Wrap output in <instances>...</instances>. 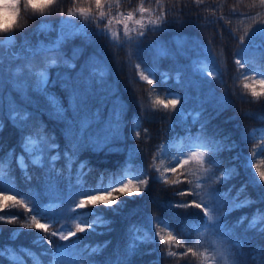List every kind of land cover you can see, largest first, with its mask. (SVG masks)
<instances>
[{
    "label": "trees",
    "instance_id": "16d2710c",
    "mask_svg": "<svg viewBox=\"0 0 264 264\" xmlns=\"http://www.w3.org/2000/svg\"><path fill=\"white\" fill-rule=\"evenodd\" d=\"M112 0H103L105 12H114L115 8L107 5ZM144 1V6L150 8L155 14L166 12L167 19L160 25L162 31H151L153 27L146 25L144 37H137V29H129L130 35L134 37L133 44H125L123 47L117 46L115 41H110L107 36L91 37V42H86L81 35L70 37L64 47L63 52L67 57H71L74 48L82 49L79 58L75 61L76 68L69 70L65 67L48 68L50 80H56V73L69 72L70 75H76L81 67L89 63L90 58L96 57L100 60V67L105 72L104 81L95 83L93 86L94 95L89 97L88 103L92 109L100 108L106 117L114 103L123 106L125 127L123 130V140L117 141L111 147L118 149L109 152L92 151L86 148L80 153L79 161H88L93 169L84 177L87 185L95 186L100 179V173L105 172L104 183L107 184L113 179L120 177L149 178L147 188L141 186L142 191L139 195L128 196L123 193H113L119 197L117 204L124 202L119 212L113 213L110 210L105 211L104 206L100 205L106 218L112 221L111 231H104L102 228L97 231H103L100 235L97 232L89 231L87 233H77L76 237L69 240H61L58 236L51 237L52 245L43 241L41 246L33 244L38 230L35 228H22L21 223H8L0 221V248L8 246L13 249H19L21 246L30 249L32 253L39 256L40 264H52L51 248L59 245H68L78 242L80 248L85 246L96 247L103 245L108 241L107 247H102L100 252L90 257L91 264H106L108 260H115L117 252L121 258L126 259L127 264H230L231 257L227 260L221 257H210L209 253L213 250V241L217 237L211 236L203 229L197 231L192 225H201L204 223L201 209L191 208H170V202H190L193 197L197 202H203L207 206L210 195L219 194V204L223 205L221 209L225 214L221 216V222L231 230L230 235L220 237L228 242L230 246L237 243L241 244L244 252L248 253L247 264H259L258 261L251 259L253 249L257 246H264V233L256 229H247L248 220L238 228L233 225L242 216H247L249 220L259 209L264 213V188L256 187L251 181L252 169H246L243 164L250 150L258 149L264 145V84L259 81L264 80V57L258 52L250 53L247 56H238L237 52L241 48V42L236 39L240 35L235 18L241 15L254 14L264 9V5L259 4V0H202V3L196 4L195 0H162V6L157 4V0H119L116 9L123 15L125 12H135L139 15V5ZM91 0H56L49 13L43 17L32 13L30 9H23L21 12V24L25 27L16 32L17 49L24 51L25 41H29L34 47L40 38L55 37L59 28H69L63 23V14L75 7L91 6L93 12L98 16L99 10L95 8ZM49 21L50 31H40V23ZM75 25L85 23L82 15L76 16ZM106 21L97 25L95 20L88 21L87 31L91 34L97 27L101 28ZM118 29V36L121 41L125 39L123 34V24H115ZM22 31V35L20 34ZM3 34H0L2 39ZM242 37V36H241ZM136 40H142L139 48L135 47ZM179 42V43H178ZM166 49L167 56H161L160 50ZM25 52V51H24ZM115 53V55H114ZM0 55L4 57L2 65V76L4 80L5 105H4V127L0 130V160H5L6 176H10L13 181L12 187L20 192L33 191V197L27 195L18 196V199H24L29 207H32L35 195L38 194L42 205H52L49 213L51 216L59 215L66 204L58 200L49 199L44 194L42 187V171L39 168H30L32 180H25V177L15 162L6 160L7 154L15 150L19 155L20 130L14 127L11 120L7 118V98L11 96L16 103L35 111L36 115L44 125L48 133H54L56 141L60 144L61 150L64 149L66 141L63 135L65 125L55 119H50L47 114V102L45 97L28 89V96L32 104H27L21 95L13 89L9 83V69H14L18 65H24L29 62L26 59H12L3 55L0 48ZM29 54L23 53L21 56L27 57ZM7 59V60H6ZM240 59L245 63L244 68H240L235 61ZM156 62L161 71H170L173 77L176 71H180L181 82L175 79H169L161 84L159 74L152 75L145 69V74H150L154 81L149 85L146 81L138 77V69L135 64L140 63L141 68H151L153 62ZM34 69L41 68L45 62V57H30ZM206 62L213 67L214 75L207 76L196 71L200 64ZM248 79L245 80L244 77ZM23 79L28 80L29 84L34 81V77L25 70ZM244 84H249L256 91L261 92L259 99L251 95V88L245 89ZM60 98L64 107H68V94L57 83L54 88H49ZM168 91L177 93L175 98H179L181 103L177 105L179 109L182 105L189 111L203 109L201 120L207 119V134L211 136L214 131L219 130L221 139L228 136V143L235 141L236 147L231 151L224 150L216 153V159L221 163L214 166L209 162L207 150L204 157V168L209 169L205 175L199 162L191 160L183 168H179L175 163V157L181 158V145L183 151L187 150L189 143L188 137H196L200 133V124L191 122L187 124L177 123V117L172 115V110L163 108H154L153 102L159 95L162 99L174 97L168 96ZM187 96V104H184V97ZM71 116V112L68 113ZM134 130L140 133L139 137H134ZM146 130V131H145ZM190 130V131H189ZM255 130L254 137L248 134ZM261 131L262 134H258ZM175 145V146H171ZM138 148V153L132 150ZM131 154V158L130 157ZM239 155V159H232ZM254 164L264 168V156H258ZM58 167H63V161L58 162ZM79 164H75L74 168ZM171 167H177V172L167 171ZM235 167L238 175L233 176L226 182H219L217 177L226 168ZM110 174H116L112 176ZM158 176H164L167 180L182 181L179 184L164 183L158 180ZM199 183L200 188L195 185ZM242 185H247L246 190L239 194L237 192ZM61 189L64 183L59 184ZM229 189L231 191L229 192ZM178 191H188L191 194L186 196H176ZM16 195L15 192L9 193ZM250 199L254 203L229 211V207ZM9 207L5 212L11 211L19 215V220L26 218L30 221V216L24 212L22 207H11V202H5ZM74 207V205H72ZM117 207V205H113ZM150 217L159 218L154 221ZM44 223H51L50 219L41 218ZM160 220L167 223H161ZM75 220H70L73 224L71 230H75ZM65 223L61 220L60 224H52L51 230H57ZM139 226L142 231L149 234L147 242H141L136 251L131 255L125 254L127 244L126 233L130 225ZM157 224L155 231L153 225ZM171 224L172 227H168ZM19 229L16 238H12L13 230ZM247 229V231H246ZM156 232L159 235L167 236L172 232L177 240L170 244H164L163 241L153 242ZM43 235V233H40ZM177 241L179 243H177ZM193 248V253H187V248ZM176 252V257H169L167 252ZM233 251L235 248L233 247ZM43 253V255L41 254ZM184 254V255H180ZM21 256L24 264H33L31 255ZM0 264H10L7 257H0ZM89 264V261H85Z\"/></svg>",
    "mask_w": 264,
    "mask_h": 264
},
{
    "label": "snow or ice",
    "instance_id": "6c2138e0",
    "mask_svg": "<svg viewBox=\"0 0 264 264\" xmlns=\"http://www.w3.org/2000/svg\"><path fill=\"white\" fill-rule=\"evenodd\" d=\"M56 0H0V8L6 5H10L14 9V14L11 19L5 21L3 16L0 15V34H16L18 29H23L25 24H21L20 17L23 9H30L32 13L38 14L40 17L45 16L49 13L52 6L55 4ZM91 3L95 4V8L99 10L98 16L93 12L91 6L85 7H75L74 10H69L68 16H80L82 15L85 19V23L81 24L79 27H75V22L72 20H64L65 25L70 26L68 31L61 29L59 35L47 43L44 41H39L38 44L33 47L29 41H25L24 51L29 55L27 57L21 56L19 53H13L12 59H26L29 60L27 64L18 65L14 69H9V83L13 85V89L21 93L23 100L27 104H32L31 98L28 96V89L45 97L47 102V110L45 114L49 116L50 119H55L62 122L65 127L63 128V135L66 141L65 147L61 150L60 144L56 141L54 133H48L46 131V125L43 121L39 119L35 111H29L27 107L18 104L9 96L7 98V118L11 120L14 127L20 130L21 136L19 140V147L21 152L16 155L13 149L7 154L6 160H12L15 158V162L21 169L25 180L30 182L32 180V175L30 174V168H39L42 171V187L44 189V194L49 197V199H54L60 201L62 204H66L67 207L56 216L49 215L52 205H42L38 194L35 195L32 207L25 202L24 199H18V196L27 195L33 197V191L29 189L26 193L20 192L16 188L12 187L13 181L10 176H6V162L5 160H0V221H6L8 223H21L22 228L38 230L36 239L33 244L41 246L43 241L51 246V237H59L61 240H69L71 237H76L77 233H87L89 231L97 232V234H104L103 231H97L98 229H103L104 231H111L112 221L105 217L104 212L101 210L100 205L104 206V210H110L113 213L119 212L120 208L123 207L124 202L121 201L117 204L119 197L114 196L113 193L119 192L128 196L139 195L142 191L141 186L147 188L149 184V178L145 174V178H140L139 176L135 178L120 177L119 179H113L111 182L105 184V172L100 173V179L97 184L93 187L87 185L84 177L93 171L89 166L88 161H79L80 153L86 148L92 151H103L108 149L109 152L115 151L111 147L117 141L123 140V130L125 127L123 106L114 103L113 107L109 110L108 115L105 117L100 108L92 109L89 106V97L94 95L93 86L95 83L103 82L105 72L100 67V60L96 57L90 58L89 63L81 67L80 72L76 75H70L69 72H57L56 80H50L47 69L51 67H65L69 70L76 68L75 61L79 58L82 49L74 48L72 50L71 57H67L63 52V47L66 41L75 35H81L84 37L86 42H91V37L95 36H107L110 41H115L117 46L123 47L125 44H133L134 37L130 35V30L127 24L124 25L123 34L125 39L120 40L118 34L114 31H110L109 26L112 24V19L108 18L109 14L102 10L104 7L103 0H91ZM196 4L202 3V0H195ZM157 4L162 6V0H157ZM260 5H264V0H259ZM111 7V4L107 5ZM138 11L141 14L149 13L151 9L145 8L143 4L139 7ZM134 12H129L127 19H132ZM92 19L97 22L105 23L104 28L97 27L91 34L87 31L89 24L88 21ZM167 19L166 12H160L156 15L155 19H149L148 25L153 27L151 31H162L163 29L159 27L164 24ZM144 17L136 20V24L140 26L139 31H137V37L143 38L144 33ZM50 25L41 24L40 31H50ZM23 34L22 31L20 33ZM241 42V48L237 52L238 56H247L250 53L258 52L262 57H264V24L259 27L252 29L250 32L245 33L244 37L237 36ZM13 36L6 35L4 39H0V48L5 45L12 43ZM142 40H136L135 47L138 49L139 44ZM179 43V42H178ZM161 56L169 55L166 49H161ZM115 55V53H114ZM42 56L45 57V62L41 68L34 69L32 63L30 62V57ZM4 62V57L0 55V130H3L4 123V105H5V90H4V80L2 76V65ZM235 63L240 67L244 68L245 63L240 59H237ZM138 69V77L140 80L146 81L149 85H152L154 81L145 74V69L152 75L159 74L161 84L166 83L169 79H175L178 83L181 82L180 71L177 70L175 76L171 74L170 71H161L156 62H153L151 68H148L145 64V68H141V64L137 63L134 65ZM30 74L34 77V81L29 84L28 80L23 79L24 72ZM196 71L207 76H213V71H208L203 65L196 68ZM264 75V73H261ZM245 80L248 79L247 76L244 77ZM264 84V80L259 81ZM59 83L60 87L68 94V107L65 108L64 104L58 96L49 91V88H54L56 84ZM244 88H251V95L257 99L262 95L261 92L256 91L249 84H244ZM170 99H162L159 95L156 96L153 102L154 108H163L164 110H172L171 114L177 117V123L187 124L189 119L193 124H200V133L196 137L189 136V143L187 147L195 149H206L209 162L214 166H219L221 163L216 159V153L224 150L231 151L236 147L235 141L228 143L229 137L224 136L221 139H216L220 136L219 130L214 131L211 136L207 134V124L209 121L207 119L201 120L203 109L199 110H187L183 105L177 109V105L181 103L179 98H175L177 93L168 91L166 93ZM187 96L184 97V104H187ZM71 112V116L68 113ZM146 131V130H145ZM190 131V130H189ZM255 131L249 133V136L254 137ZM140 133L134 130V137H139ZM175 146V145H171ZM181 147V154L187 155V159H181L180 156H176L175 163L179 168H183L184 165L188 164L193 158H196L199 162L201 168L205 175L209 173L208 168H204L205 163L204 157L206 155L205 151H191L189 153L183 152V145ZM139 149L134 148L133 153H138ZM258 156H264V145H261L258 149H252L249 155L245 158V163L243 166L246 169H252L251 183L256 187L264 188V168L260 165L254 164V160ZM131 158V154L130 157ZM239 155L234 156L232 159H239ZM63 161V167H58V162ZM79 164L78 167L74 168L75 164ZM172 173L177 172V167H171L167 169ZM115 176L116 174H110ZM238 175L235 167L226 168L222 171L217 180L219 182H226L233 176ZM158 180H162L164 183L179 184L182 181L179 180H167L164 176H158ZM63 182L64 188L61 189L59 184ZM197 189L201 186L199 183L195 185ZM247 185H242L237 192V197L234 200H238L239 194L246 190ZM231 189H229V192ZM15 192L16 195H10L9 193ZM191 193L188 191H178L174 193L176 196H186ZM264 200V196H261ZM10 201L11 207H22L29 219L24 221L19 220L18 214H13L11 211L5 212L4 209L9 207L5 202ZM253 201L250 199H245L234 203L229 207V211L250 206ZM74 205V207H72ZM117 205V207H113ZM170 208H191L195 207L202 210L204 223L201 225H192L197 231L203 229L205 232L209 233L211 236L217 237L213 241V245L216 248L217 254L222 258L227 260L231 257L230 264H247L248 253L244 252L241 244L237 243L230 246L228 242L220 237L230 235L231 230L227 229V226L221 222V216L225 213L221 211L223 208L222 204H219V194L210 195L209 202L207 206L203 202H197L196 198L190 202H170L168 204ZM43 219H50L51 223L42 222ZM150 219L156 221L159 218L150 217ZM61 220L65 223L59 227L57 230H51L52 224H60ZM70 220H75L74 228ZM248 220L247 229H256L261 233H264V213L258 209L256 214L249 220L247 216H242L237 221L233 228H238ZM161 223H167L166 221L160 220ZM157 224L153 225V231ZM168 227H172L168 224ZM246 229V231H247ZM19 229L13 230L12 238L15 239L16 235L19 233ZM43 233L41 235L40 233ZM127 244L125 248V254L131 255L138 248L141 242H147L149 239V234L142 229L132 224L129 226L126 233ZM163 241L164 244H170L176 241L177 238L168 232L167 236L159 235L156 232L155 237H153V242L156 240ZM109 242L105 241L103 245H97L96 247L85 246L80 248L78 242H73L68 245H59L51 248L52 264H85V261H89L91 264L90 257L97 252H100L102 247H107ZM177 243H179L177 241ZM233 247L235 251H233ZM31 255L33 259V264H40L39 256L31 252L30 249H25L22 246L19 249H13L8 246L0 248V257H7L10 264H24L20 255ZM187 253H193V248L189 247L186 249ZM43 255V253H41ZM169 257H176L178 254L176 252L169 251L166 253ZM184 255V254H180ZM251 259L256 260L259 264H264V246H257L253 249L251 254ZM106 264H127L126 259L121 258L119 252H117V258L115 260H108Z\"/></svg>",
    "mask_w": 264,
    "mask_h": 264
},
{
    "label": "rangeland",
    "instance_id": "374dc122",
    "mask_svg": "<svg viewBox=\"0 0 264 264\" xmlns=\"http://www.w3.org/2000/svg\"><path fill=\"white\" fill-rule=\"evenodd\" d=\"M86 1H88V0H86ZM91 3V2H90ZM109 4H111V6H113L112 8L114 9L115 8V10H114V12H111V13H108L109 14V16H108V18H110V19H112V24L109 26V28H110V31H114V32H116L117 34H118V29H117V27L115 26V25H113V23H115L116 25L117 24H123V25H125V24H127V26H128V28L129 29H137V28H139L140 29V26H138L137 24H136V20H139V19H141V16L143 15V17H144V25L146 26V25H148V20L149 19H155L156 18V15L157 14H155L152 10L149 12V13H144V14H139V15H136V13L134 12V14H133V17H132V19H127V14L125 15V13L122 15V14H120L119 13V11H118V9H116V7H117V5L119 4V0H112V1H110L109 2ZM141 4H144V1L141 3ZM141 4L139 5V7L141 6ZM144 6V5H143ZM139 7H138V9H139ZM145 8H146V6H144ZM148 9H150V8H148ZM72 10H74V9H72ZM102 10L103 11H105V8H102ZM107 13V12H106ZM64 16H63V18H62V20H72V21H75V18H76V16H74V17H69L68 16V13H64L63 14ZM235 20H236V23H237V28H238V30L240 31V35L242 36V37H244L245 36V33H247V32H250L252 29H254V28H256V27H259L261 24H264V9L263 10H261V11H259V12H256V13H254V14H248V15H241V16H237L236 18H235ZM48 24L49 25V21H42L41 23H40V25L41 24ZM106 23V22H105ZM81 24H83V23H81ZM80 24V25H81ZM80 25H75V27H79ZM152 26V25H151ZM101 28H104L105 27V24H102L101 26H100ZM69 28H70V26H69ZM69 28L67 29V30H65V31H68L69 30ZM61 29H66V28H59L58 29V34H57V36L59 35V33H60V31H61ZM6 35H12L13 36V40H12V43L11 44H9V45H5L3 48H2V50H3V55L4 56H6L7 57V59L8 58H11L10 57V55L11 54H13V53H19L20 55H22L23 53H26V52H24L23 50H22V48L21 49H17V47L15 46V43L17 42V34H3L2 35V39H4L5 38V36ZM119 35V34H118ZM57 36H55V37H52V38H50V37H47V38H45V39H42V38H40V40L39 41H44L45 43H47V42H49V41H51V40H54ZM38 41V42H39ZM38 43H36V45H37ZM32 46V45H31ZM35 47V46H34ZM6 59V60H7ZM201 65H203V66H205L206 68H207V70L208 71H211V70H213V67L209 64V63H206V62H203V63H201L200 64V67H201ZM148 76H149V78L151 79V75L150 74H147ZM191 151H203V149L201 148V149H195V148H191V149H189L188 151H187V153H189V152H191ZM185 156H187V155H185ZM210 255V257H215V258H219L220 256L217 254V251H216V248L214 247L213 248V250L209 253ZM223 262H224V259H223ZM222 264H225V262L224 263H222Z\"/></svg>",
    "mask_w": 264,
    "mask_h": 264
},
{
    "label": "clouds",
    "instance_id": "9594fccd",
    "mask_svg": "<svg viewBox=\"0 0 264 264\" xmlns=\"http://www.w3.org/2000/svg\"><path fill=\"white\" fill-rule=\"evenodd\" d=\"M13 14L14 9L10 5H6L3 8H0V15L3 16L5 21L10 20Z\"/></svg>",
    "mask_w": 264,
    "mask_h": 264
}]
</instances>
